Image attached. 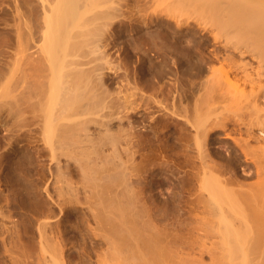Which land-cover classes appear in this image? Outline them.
Instances as JSON below:
<instances>
[{"label": "bare ground", "instance_id": "bare-ground-1", "mask_svg": "<svg viewBox=\"0 0 264 264\" xmlns=\"http://www.w3.org/2000/svg\"><path fill=\"white\" fill-rule=\"evenodd\" d=\"M130 1L144 5L141 15L132 12L134 8L130 9ZM137 3L135 6H139ZM11 5L14 22L10 29H5L9 33V42L0 40V130H5L0 135V169L10 172L12 181L11 184L8 182L10 187L1 197L0 218H9L13 213H24L25 216H12L10 224L2 219V256L12 260L11 264H41L46 260L45 264H69L72 252L62 249L63 237L54 227L59 226L65 211L80 210L85 203L82 213L86 216L81 214L80 222H85V226L90 223L87 220H92L94 227H86L91 233V228L97 229V234L100 230L101 238H95V232L92 233L95 237L88 231L77 233L99 246L106 245L110 252L103 247L113 260L107 261L108 264H171V259H176V264H264V0H13ZM148 5L153 7L147 9ZM115 24L117 29H114ZM152 24L155 27L150 29ZM126 27L128 31L124 32H131V36L122 40L128 43L123 56L138 54L144 59L134 71L136 79L131 77L134 87L148 84L159 96L152 99L159 108L169 110L171 116L188 123L186 159L179 154L188 166L186 172L182 170L185 175L177 179L182 192L166 198L158 209L153 208L152 203L147 205L146 197L137 195V185V193L133 187L137 182H130L135 193L130 192L129 178L126 176L127 181L126 171H122L133 159L132 155L124 162H128L127 166L123 167V164L116 172L119 165L116 164L123 157L120 159L112 152L104 156L101 153L106 151L107 143H116L114 134L108 132L112 124L109 123V127L107 120H102L103 117L110 118L113 110V96H110L113 87L110 88L108 70H118L114 69L107 48L112 42L113 29L117 31L113 34L117 35ZM209 44L212 46L208 47ZM4 45H9V50L3 48ZM167 57L172 58V65L167 62ZM245 57L248 59L244 60ZM122 63L124 66L121 67V63L117 66L124 71L114 72L120 85L119 81L128 83V69L125 62ZM146 72L150 77L145 75ZM165 73L173 76L171 88H164V81H160ZM120 97L116 96L115 100L118 106L126 109L123 111L120 106L121 110L119 107L118 112L114 110L112 114L117 112L119 116L115 119L118 121L134 101L128 100L127 96ZM129 108L136 109L135 106ZM152 113L148 114L154 116ZM94 121L101 127L107 125L108 130L103 127L104 133L92 136L96 129L91 130L90 126ZM122 126L118 128L120 131ZM127 127L125 125L128 131L124 134H134V126ZM182 134L179 129L175 135L176 148ZM215 139L226 142V154L210 148L209 144ZM16 147H22L25 156L22 160L11 161L8 156ZM108 148L110 150V146ZM123 148L122 152L126 153L130 146L127 150ZM110 153L117 157L116 164L111 162L114 159ZM109 154L113 160L109 159ZM59 155L65 157H61L65 160L63 170L58 163ZM107 155L109 160H106ZM44 157L52 160L53 166L44 167ZM176 158L172 159L173 163ZM113 173L116 177L111 178ZM73 174L80 175V185L69 184ZM26 181L28 186L24 185ZM77 192L83 197H80L83 201L80 208L75 204L80 200ZM149 192L146 193L148 198ZM54 208H57L56 218L50 220L53 217L47 215L53 216ZM31 212L36 216L33 217ZM174 212L177 217L179 215L183 230L179 239L172 238L170 228L166 227L167 221L165 227L159 224L160 219ZM44 214L47 217L39 216ZM34 235L38 243L35 250L36 243L33 242L35 251L23 242L24 238L32 240ZM84 241L82 244L88 243ZM105 250L99 253L103 254L99 255L100 262ZM95 253L94 258H98V252Z\"/></svg>", "mask_w": 264, "mask_h": 264}, {"label": "rangeland", "instance_id": "rangeland-1", "mask_svg": "<svg viewBox=\"0 0 264 264\" xmlns=\"http://www.w3.org/2000/svg\"><path fill=\"white\" fill-rule=\"evenodd\" d=\"M159 1V0H158ZM12 2H13V0H0V40H2V43H3V40H7L8 41V38H9V33H7L8 32V30H5V29H10L11 27V23H12V21L14 22V20L12 19L13 18V8H12ZM131 2V1H130ZM130 2H129V4H130ZM136 3L137 2H135V4L133 3V2H131V4H130V9L131 8H134V9H131L132 10V12L133 13H135V15H141V13H143V11H144V5L143 4H141V2H138L137 3V5L139 4V6H141V7H139V6H135L136 5ZM147 4V3H146ZM148 4H150L149 2H148ZM153 5V4H152ZM150 5H148L147 6V9H148V7H149ZM160 6H162V5H159V7ZM125 7H128V6H125ZM128 7V8H129ZM138 7V8H137ZM151 8L153 7V6H150ZM11 8V9H10ZM24 7H22V9H23ZM150 8V9H151ZM149 9V10H150ZM11 10H12V14H11ZM147 11V10H146ZM12 16V17H11ZM12 25H13V23H12ZM117 24H115L114 25V29H117V27H118V25L116 26ZM153 26L151 27L150 26V29H152L153 27H155V24H152ZM137 26V25H136ZM139 27L141 26V25H138ZM10 27V28H9ZM114 29H113V31H112V38H111V40L110 41H112L111 42V45H112V47H111V45H109V47L107 48L108 50H107V52H110V58H111V60H112V63H113V65H115L114 66V69H118L117 71L115 70V71H112V69H109L108 71V73L110 74H108V76H110L111 77V79H110V81H111V85H110V88H112V91H113V89H115L114 90V92L116 91V92H118V94L116 95L114 92V94H115V98H116V96H120L121 95V97H120V99L122 98V95L123 96H127V98H128V96H129V98H128V100L130 99V100H133L134 99V101L131 103V105L130 106H135L136 107V109H132V110H130L131 108H129L128 109V107H130V106H128L127 107V110H126V115L124 116L123 115V111H125V109L126 108H122V106H121V109H124L123 111H121V113H122V116H124V117H121V120L119 119V121L118 120H116L117 118L116 117H118L119 115H116V113L118 112V107H119V110H121L120 109V106H118V101L117 100H115V98H114V95H112L113 93H112V91H111V94H110V96L112 97L113 96V102H112V106H111V108L113 109L112 110V112H111V114L109 115V117L110 118H107V117H103L102 118V120L103 121H106L107 120V122H108V124L107 125H109V127H110V125L113 127V129H114V132H115V130L117 131V134H115L114 132H113V129H111L112 127H107V125L105 126V124L104 125H102L103 127H107V128H103V127H101V124H100V126L97 124V121H94L97 125H95V123H92L91 122V126H90V129L91 130H94V128L96 129L95 131H93V134H92V136H95V135H97V134H102V133H104L105 131L104 130H108V128L110 129V130H108V132L109 133H111L112 132V134H114L113 135V137L115 138L114 139V143L115 144H113V142H111V144L113 145H110V143H107V144H109V145H106V151H105V149H104V152L102 151L101 153H103L102 154V156H104V154H108V152H112V154L113 155H116V156H118V158H120L121 156L123 157V159L125 158V160L123 161V159H121V161L119 160L118 161V159H117V157H115L114 158V156H113V159H111L112 158V156L110 157L109 155H107V158H106V160H109V159H111V160H113V161H111V162H114V161H118L117 162V164H116V162H114V164H116V165H118V167H117V169H116V172H117V170H119V169H122V165L123 164H125L123 167H125V166H127V163H128V166L126 167V168H124V169H126V170H123L122 172H125L124 174H125V178H126V180L129 178V181H128V186L129 185H133L134 183H138V184H135L133 187H135L136 185V187H137V189H136V187L134 188V191H135V189H136V191L137 192H139V193H137L136 191V193H137V195L138 196H140V197H146L145 199H146V204L148 203V201H149V203L147 204V205H149V204H151V205H153L152 207L153 208H159L160 207V204L162 205L164 202H165V200H166V198H168V197H170L171 195H176V194H178V193H181L182 191V188H181V184L179 185V183H180V181H178L177 179H178V177H179V179L180 178H182L184 175H185V172H186V170H187V168H188V166L186 167V163H185V161H183V160H185L186 159V151H185V149L187 148L186 147V143H187V138H186V134H188V123H185V121L184 120H182V118H177V117H175V116H171V114L168 112V111H165V110H167V109H163V108H159V106L156 104V103H154L153 101H152V99L153 98H158L159 96L158 95H156L155 93H154V91L150 88V87H148V84H142V86L141 85H137V87L138 86H140V87H138V88H135L134 86V83H133V81H132V78L131 77H134V71L136 70H138L139 69V65L140 64H142V61L144 60V59H142L140 56H138V54H136L135 56H134V54L133 55H130L129 57H125V56H123V52L124 51H126L125 50V48H126V45L128 44V43H123L122 42V40H124V39H129L130 38V36H131V32H124V31H128V29H127V27H126V29L124 28L123 30H122V32H118L117 33V35H115V34H113V33H116L117 31L115 30L114 31ZM5 32V33H4ZM123 33V34H122ZM127 36V37H126ZM117 37V38H116ZM6 40L4 41V42H6ZM9 42V41H8ZM1 43V42H0ZM130 43V42H129ZM114 45V46H113ZM119 46V47H118ZM212 46V44H209L208 45V47H211ZM8 47V48H7ZM9 45H6V47H5V45L3 46V48H7L8 50H9ZM207 47V48H208ZM120 48V49H119ZM11 49V48H10ZM122 56H121V55ZM116 55H119V56H117L116 57ZM116 58H115V57ZM124 57V58H123ZM139 59H138V58ZM119 59V60H118ZM122 59V60H121ZM244 59V58H243ZM248 59V57H245V59L244 60H247ZM134 60V61H133ZM138 60V61H137ZM153 60H154V64H157V60H156V58L154 59L153 58ZM172 58L171 57H167V62L168 63H170V65H172ZM120 61V62H119ZM131 61V62H130ZM117 62V63H116ZM122 62H125V64H126V66H127V69L129 70H127V72H128V79H127V81H128V83H126L124 80L123 81H119V82H121V85H120V83H118V78H116V77H114V75H115V73L114 72H122V71H124L123 70V68H121L120 69V67L119 66H117V64H119V63H121V64H123ZM135 63V64H134ZM140 63V64H139ZM143 63H146V62H143ZM120 64V65H121ZM122 66H124V64L123 65H121V67ZM135 66V67H134ZM134 67V68H133ZM133 69V70H132ZM111 70V71H110ZM133 71V72H132ZM114 74H113V73ZM147 77H150V74L148 73V72H146V74H145ZM173 76L170 74V73H165V75L160 79V81H164V88L165 87H169V88H171V86H172V83H173V78H172ZM135 79H136V77H134ZM154 78V80H156L155 79V77H153ZM112 79H114L113 81H112ZM113 83H115V86H114V84ZM117 83V84H116ZM124 83H126L127 85L125 86V84ZM133 83V84H132ZM124 86V87H123ZM130 87V88H129ZM133 87V88H132ZM119 88V89H118ZM126 90H125V89ZM117 89V90H116ZM129 89H130V91H129ZM123 91V92H121V91ZM129 92V93H126V92ZM132 91V92H131ZM136 91V92H135ZM142 91V92H141ZM96 92H99L98 90L96 91ZM121 94H120V93ZM131 92V93H130ZM152 94H151V93ZM133 94V95H132ZM152 96V97H151ZM142 97V98H141ZM140 99V100H139ZM139 100V101H138ZM116 102V105L114 104ZM118 103V104H117ZM155 104H156V106H155ZM147 105V106H146ZM115 106V107H114ZM151 107V108H150ZM155 107H157V108H155ZM148 108V109H147ZM109 110H111L110 108H108ZM117 109V110H116ZM142 109V110H141ZM144 109H146V110H144ZM151 109V110H150ZM114 110L115 111H117L116 113H115V115L114 114H112L113 112H114ZM129 110V111H128ZM141 110V111H140ZM164 112H163V111ZM102 111H103V109H102ZM101 111V112H102ZM132 111V112H131ZM149 111V112H148ZM155 111H157V112H155ZM159 111V112H158ZM162 111V112H161ZM128 112V113H127ZM154 113V116H152L151 114H148V113ZM167 112V114L165 115V113ZM100 113V112H99ZM152 113V114H153ZM157 113H158V115H160L159 113H161V115L160 116H158L157 115ZM164 113V114H163ZM118 114H120V111H119V113ZM147 114H148V117H150L151 118V121H150V118H148L147 117ZM112 115H113V117H112ZM121 115V114H120ZM170 115V116H169ZM96 117H97V115H95ZM130 116H131V118H130ZM172 119H167V118H169V117ZM111 117H112V119H111ZM155 117V118H154ZM161 117H162V119H161ZM165 117V118H164ZM167 117V118H166ZM173 117V118H172ZM107 118V119H106ZM116 118V119H115ZM120 118V117H119ZM124 118V119H123ZM146 118V119H145ZM99 119V118H98ZM111 119V121L113 122H111V121H108V120H110ZM144 119V120H143ZM180 120V122L179 123H177L178 121H176V120ZM101 120V119H100ZM100 120H98L99 121V123H100ZM124 120V123H125V125H126V127H127V125H130V124H132V126H134V128L132 129V131H134V134H133V132L132 133H130V134H128V136H127V134H124V133H126L127 131H128V129H129V127H127L128 129L126 130L125 129V125H123L124 123L122 122ZM125 120L127 121H130V122H128V124H127V122H125ZM142 122H141V121ZM161 120V121H160ZM168 120H170V122L168 121ZM183 122H182V121ZM115 121V122H114ZM116 121H118L117 123L119 124H117L116 123ZM132 121V122H131ZM138 121V122H137ZM151 122V123H148V122ZM153 121V122H152ZM166 123H165V122ZM137 122V124H134V123H136ZM155 122V123H154ZM161 124V125H163V126H161L159 123ZM175 124V125H173V123ZM109 123H111V124H109ZM115 123V124H114ZM121 123H123V124H121ZM141 125H140V124ZM163 123V124H162ZM168 123V124H167ZM170 123V124H169ZM184 123V125H182ZM92 124H94L95 125V127H92V126H94V125H92ZM114 124V125H113ZM120 124H121V126H122V130L120 131L119 129H121V126H120ZM156 124V125H155ZM177 124V125H176ZM140 125V126H139ZM143 125V126H142ZM155 125V126H154ZM164 125H165V127H164ZM168 125V126H167ZM170 125V126H169ZM97 126V127H96ZM118 126V127H117ZM136 126L138 127V128H136ZM150 126V127H149ZM172 126V127H171ZM179 126H181V127H179ZM184 126V127H183ZM98 127H99V129L102 131L103 129V131L101 132V131H99V129H98ZM140 127V128H139ZM155 127H157V128H155ZM162 127V128H161ZM168 127H169V129H168ZM171 127V128H170ZM179 127V128H178ZM119 128V129H118ZM145 128V129H144ZM160 128L162 129L161 131L163 132V135L161 134L162 132L160 131ZM174 128V129H173ZM186 130H185V129ZM136 130V132H135V130ZM144 131H143V130ZM153 129H154V131H153ZM156 129L158 130V131H156ZM167 131H165V130ZM182 130V135H181V138H180V141L182 142V144H181V142L180 141H178L177 143H178V146L179 147H177L176 148V146H175V144L174 143H176L175 142V140H176V133H177V131L178 130ZM98 130V131H97ZM140 130V131H139ZM184 130V131H183ZM97 131V132H96ZM120 131V132H119ZM152 131V132H151ZM160 131V132H159ZM168 131H169V133H168ZM5 132V130H0V135L1 134H3ZM100 132V133H99ZM107 132V131H106ZM141 133V134H140ZM148 133H149V136H148ZM153 133H154V135L155 136H152L153 135ZM168 133V134H167ZM121 134H124V135H122L121 136ZM159 134V135H158ZM120 135V136H119ZM126 135V136H125ZM133 135V136H132ZM136 135V136H135ZM161 135V136H160ZM166 135V136H165ZM184 135V136H183ZM125 136V137H124ZM130 136V138L131 137H134V138H128ZM139 136V137H138ZM143 136H145V139H144V137ZM158 136V137H157ZM168 136V137H167ZM118 137V138H117ZM123 138V140H122V138ZM155 137V138H154ZM157 137V138H156ZM167 137V138H166ZM173 137V138H172ZM121 138V139H120ZM149 138V139H148ZM151 138V139H150ZM164 140H163V139ZM125 139H128V140H126V142H125ZM134 139V140H133ZM156 139V140H155ZM161 139V140H160ZM183 139L186 141V142H184L185 144H183ZM138 140V142H139V140H140V144L138 143V142H136ZM152 140H155L154 142L152 141ZM162 140H163V142H162ZM167 140V141H166ZM219 140L221 141V142H219ZM129 141V142H128ZM130 141H131V143H130ZM133 141V142H132ZM143 141V142H142ZM148 141V142H147ZM173 141H174V143H173ZM224 140H222V139H215V140H213V141H211V143L209 144V146H210V148L213 150V151H215V152H219V153H221V154H226L227 153V148H226V144L224 145V143H226V142H223ZM128 142V143H127ZM146 142V143H145ZM151 142H153V143H151ZM161 142V143H160ZM223 142V143H222ZM21 143V142H20ZM19 143V144H20ZM118 143H119V145H118ZM124 143H125V145H124ZM128 145H127V144ZM130 143V144H129ZM136 143H137V145H136ZM158 145H157V144ZM168 143H169V145L171 144L172 145V148H171V145L169 146L168 145ZM132 144H135V145H132ZM141 144H143V145H141ZM145 144V145H144ZM153 144V145H152ZM155 144V145H154ZM165 144H167V145H165V147H164V145ZM180 144V145H179ZM115 145V146H114ZM120 146V145H122V146H120L119 148H118V146ZM131 145H132V147H131ZM138 145H139V147H140V149L142 148V146H145V147H143L141 150H139V147H138ZM160 145V146H159ZM24 146V145H23ZM22 146V147H23ZM110 146V150H109V147ZM117 146V147H116ZM128 146H130V148H132V149H128ZM161 147V149L159 148V147ZM182 146V147H181ZM20 148V147H16L15 148V150L12 152V153H10L9 155L11 156H8V158L11 160V161H16V160H22V158L25 156L24 154L26 153L25 152V150L23 149V148ZM114 148L115 149V151H116V148H117V151L115 152L112 148ZM116 147V148H115ZM121 147H122V149H121ZM123 147H125V149L127 150V151H125L126 153H124V152H122V151H124V148ZM136 147H138V148H136ZM147 147V148H146ZM163 147V148H162ZM184 147V148H183ZM144 148H145V150H144ZM159 148V149H158ZM178 148H180V149H178ZM18 149V150H17ZM139 151H138V150ZM155 149V150H154ZM157 149V150H156ZM166 150V151H163V150ZM174 149V150H173ZM177 149V150H176ZM183 149V151H181ZM108 150V151H107ZM119 150H121V151H119ZM129 150H131L130 152H129ZM134 151V153H133V151ZM152 150V151H151ZM154 150V151H153ZM160 150V151H159ZM162 150V151H161ZM173 150V151H172ZM179 150V151H178ZM136 151V152H135ZM138 151V152H137ZM150 151V152H149ZM171 151V152H170ZM176 151H178V152H176ZM22 152V153H21ZM27 152L29 153L30 151L29 150H27ZM119 152V153H118ZM129 152V154H130V156H128L129 154H127ZM142 152V153H141ZM156 152H159V153H156ZM24 153V154H23ZM100 153V154H101ZM114 153H116V154H114ZM121 153V154H120ZM148 153V154H147ZM153 153V154H152ZM17 156H16V155ZM118 154V155H117ZM127 154V155H126ZM139 154V155H138ZM145 154L147 155V157L145 156ZM175 156H174V155ZM179 154H181L183 157H184V159H183V157L181 156V155H179ZM185 154V155H184ZM120 155V156H119ZM124 155V156H123ZM131 155H132V158L133 159H131V161L129 160L130 158L129 157H131ZM156 155V156H155ZM179 157H178V156ZM14 156H16V157H14ZM21 156V157H20ZM23 156V157H22ZM126 156H128V157H126ZM142 156V157H141ZM144 156V157H143ZM149 156V157H148ZM154 156H155V159H154ZM174 156V157H173ZM176 156H177V158H176ZM20 157V158H19ZM62 155H59V161H58V163H59V165L60 166H62L61 167V169L63 170V163H64V161L65 160H63L65 157L63 156L62 158ZM110 157V158H109ZM146 157V158H145ZM152 157H153V159H152ZM182 157V158H181ZM13 158V159H12ZM43 158V157H42ZM60 158H61V160H60ZM109 158V159H108ZM128 158V159H127ZM144 158H145V160H148V161H145L144 160ZM151 158V159H150ZM162 158L164 159V161H161L162 160ZM166 158H168L169 160L171 159V161H172V159L173 160H175V158H176V163H173V162H175V161H172V162H170L168 159H166ZM180 158V159H179ZM116 159V160H115ZM127 159V160H126ZM141 159H143V161L141 160ZM156 159H157V161H156ZM165 159L167 160V161H169L170 162V164H169V162H165ZM183 159V160H182ZM43 160V161H42ZM41 161H42V163H43V165H44V167H48L50 164H52L53 162H52V160H49L48 159V157H44V159H42ZM129 160V161H128ZM154 160V161H153ZM109 161V162H110ZM126 161H128L127 163H124V162H126ZM133 161H135V162H133ZM142 161V162H141ZM150 161V162H149ZM180 161V162H179ZM152 162V163H151ZM161 162H162V164H161ZM164 162V163H163ZM122 163V164H121ZM155 165H154V164ZM156 163H158L157 165H159V166H157L156 165ZM165 163H166V166L164 167V165H165ZM173 164V166H172V164ZM177 163H178V165H179V163L184 167H182V168H180L181 166L179 165H177ZM183 163H185V164H183ZM54 164V163H53ZM53 164H52V166H53ZM131 166H133V167H131ZM136 164V165H135ZM142 165L143 166V164H144V166L142 167H140V165ZM148 164V165H147ZM151 164V165H150ZM176 164V165H175ZM138 165V166H137ZM152 165H154V166H152ZM167 165H168V167H167ZM130 166V167H129ZM151 166H152V168H151ZM162 166V167H161ZM174 166H177V167H179L180 169L178 170V168L176 167H174ZM114 167V166H113ZM135 167V168H134ZM150 167V168H149ZM154 167H156V168H158V169H156L157 171H159V172H157V171H153V170H155L154 169ZM171 167V168H170ZM128 168V169H127ZM129 168H130V170H129ZM134 170H133V169ZM146 168V169H145ZM165 168V169H164ZM166 168H169V169H166ZM53 169V168H52ZM136 169V170H135ZM138 169V170H137ZM140 169H141V171L142 172H145L144 174L140 171ZM143 169V170H142ZM144 169H145V171H144ZM148 169V170H147ZM1 170V169H0ZM131 170L133 171V173L131 172ZM150 170H152V171H150ZM171 170L173 171V172H171ZM178 170V172H180V174L178 173V172H176ZM185 171V172H183V171ZM31 171L32 170H29L28 171V173H31ZM128 171H130V172H128ZM136 171H138L136 174H139V172L141 173V174H139V175H136L135 174V172ZM148 171V172H147ZM2 172V173H1ZM119 172V171H118ZM171 172V173H170ZM129 173V174H128ZM132 173V174H131ZM146 173H148V174H146ZM150 173V174H149ZM153 173H155V174H153ZM157 173V174H156ZM175 173H176V175H178V176H176L175 175ZM184 173V174H183ZM0 174H1V182H0V184H2V186H0V191H3L4 190V192H0V198L1 197H3V194H5L6 192H7V189L10 187V184H11V181L12 180H10L11 179V173L10 172H6V170L5 171H3V170H1L0 171ZM7 174V175H6ZM10 174V175H9ZM116 173H113L112 175H110L111 176V178H112V176H115L116 177V175H115ZM126 174H128V175H126ZM134 175V176H131V175ZM73 176L75 177V180L76 181H74L73 179ZM78 176H80L79 174H73L72 175V177H70V183L69 184H71L72 186L73 185H77L78 183V185H80V179H79V177ZM109 176V177H110ZM126 176H128V178L126 177ZM139 176V177H138ZM141 176H142V178H141ZM4 177V178H3ZM6 177V178H5ZM8 177V178H7ZM115 177H113V178H115ZM146 177V178H145ZM72 178V179H71ZM78 178V179H77ZM136 179V180H134V179ZM143 178H145L144 180H143ZM6 179V180H5ZM9 179V180H8ZM137 179H138V181H137ZM142 179V180H141ZM4 180V181H3ZM10 181V182H9ZM76 182V184H73L74 182ZM148 181V182H147ZM5 182V183H4ZM7 182V183H6ZM10 184H9V183ZM133 182V184H131V183ZM150 182V183H149ZM141 183V184H140ZM146 183V184H145ZM178 183V184H177ZM6 185V187H5V185ZM64 184V183H63ZM149 184V185H148ZM151 184V185H150ZM24 185H26V186H28V183H27V181L26 182H24ZM146 185V186H145ZM185 185V184H184ZM9 186V187H8ZM139 186V187H138ZM144 187V189H143V187ZM149 186V187H148ZM150 186H151V188H150ZM1 187H2V189H1ZM130 187V186H129ZM141 187H142V189H141ZM153 187V188H152ZM185 187V186H184ZM5 188V189H4ZM131 188V191L130 192H134L133 191V188L132 187H130ZM147 188V189H146ZM141 189V190H140ZM150 189V190H149ZM147 190V192H145ZM148 191H150L149 192V198H148V194H146V193H148ZM134 192V193H135ZM80 192H77L76 194L78 195V197L80 198V197H82V196H80L81 194H79ZM82 193V192H81ZM141 194V195H140ZM143 194H146V195H143ZM154 194H155V196H154ZM169 194V195H168ZM83 195V194H82ZM79 198H78V200H79ZM83 198V197H82ZM82 198H80V200L82 199ZM148 199V200H147ZM3 198H1V200H0V204L1 203H3ZM78 201V202H80V204L78 205V202L77 203H75V204H77L76 205V208H80L81 206H82V203H83V201L81 200V201ZM84 200V199H83ZM151 200H154V201H151ZM155 201H156V203H155ZM84 205L83 206H86V204L85 203H83ZM139 204V203H138ZM151 205H149V206H151ZM155 205V206H154ZM82 206V207H83ZM159 206V207H158ZM81 207V208H82ZM75 208V209H76ZM81 208H80V210H81ZM55 210H54V214H53V216H52V214H51V216H50V214L49 215H47V216H49V217H53V218H51L50 220H53V219H55L56 218V216H54L55 215V213H57L56 211H57V208H54ZM19 210H22V209H19ZM79 209H76V210H67V213H66V211H65V214L67 215V216H65V214H64V216L62 217L63 219H61L59 222H58V225L59 226H56V227H54V230L56 231L57 229L58 230H60L58 233L59 234H61V237H63L62 238V241H63V245H64V247H63V245H62V249H66L65 251L67 252V251H70V252H72L71 253V258H69V264H71L73 261H75V263L73 262L72 264H100L101 262H102V264H108V263H106L107 261H109L110 259H111V257L109 258L108 257V255H107V253H108V251L110 252V250L106 247V245L104 246V244H103V246L105 247V248H107V250L108 251H106L105 249H104V247L103 246H99L98 244H95V243H92V240H89L88 238L87 239H83L82 237H81V235L79 234V233H77V231L78 232H82V233H84V231H88V233L90 232L89 230L90 229H87L88 227H86V226H89V228L91 227V226H93V221L91 220H87V221H89L90 223H92V225H90V223H88L87 225H85L84 226V224H86L85 222H80V217L84 214V213H82V211L84 210L83 208H82V210L80 211ZM78 214H77V213ZM81 212V213H80ZM14 215H12L13 216V218H16V217H18V215L20 214V216L22 217V216H25V214L24 213H13ZM31 214L33 215V217H34V215L36 216V213H32L31 212ZM82 214V215H81ZM69 215H70V217H69ZM81 215V216H80ZM85 216H86V214H84ZM171 215V217H169ZM174 215V216H173ZM12 216L11 217H6V218H2L3 219V221H6V222H8V224H10V220L11 219H13L12 218ZM28 216V215H27ZM39 216H44V217H47V216H45V214L44 215H39ZM77 218H76V217ZM168 216V217H167ZM167 216H165V217H163V219H160L159 220V224H160V227H165V225H166V221H167V226L166 227H168V228H170V230H171V233L170 234H173L172 235V238L173 239H176V238H180V237H182V234H183V230H181L180 229V227H181V224H180V220H179V215H178V217H177V213H173V214H169V215H167ZM184 216V213L183 214H181V216H180V218L181 217H183ZM32 217V218H33ZM55 217V218H54ZM78 218H79V220H78ZM2 219L0 218V223H2ZM5 219V220H4ZM75 219L77 220L76 222H75ZM166 219H168V220H166ZM33 220V219H32ZM63 220V221H62ZM162 220V221H161ZM161 221V222H160ZM164 221H165V223H164ZM5 222V223H6ZM61 222V223H60ZM74 222H75V224H74ZM71 223H73V224H71ZM77 223V224H76ZM80 223V224H79ZM83 224V225H82ZM79 225H80V227H79ZM75 226V227H74ZM78 226V227H77ZM76 227H77V229H76ZM94 227V226H93ZM57 228V229H56ZM75 228V229H74ZM80 229V231H79V229ZM82 228V229H81ZM85 229V230H84ZM92 230V233L93 232H95L96 234V237H95V235H93L91 232H90V234L92 235V236H94L95 238H97V236H99L100 237V234H99V232H100V230H99V232H98V234H97V229H94V228H91ZM57 230V231H58ZM64 231V233H63V231ZM82 230V231H81ZM94 230V231H93ZM96 230V231H95ZM54 231V232H55ZM56 231V232H57ZM50 231H48L47 233H49ZM55 232V233H56ZM61 232V233H60ZM52 233V232H51ZM49 235V234H48ZM51 235H53V233L51 234ZM51 235H49V236H51ZM98 237V238H99ZM101 238V237H100ZM65 239V240H64ZM27 239H25L24 238V240H23V242L25 243V244H27V247L28 248H32V250H34L35 248H37V237H36V235H34V237L32 238V240H27ZM81 240V241H80ZM84 240H87V242L88 243H84V244H82L83 243V241ZM26 241V242H25ZM28 241H30V242H28ZM33 242H35L36 244V246L34 245V243ZM68 242V243H67ZM84 242H86V241H84ZM91 242V243H90ZM31 244V245H28V244ZM65 243V244H64ZM67 243V244H66ZM70 243H71V245H70ZM35 247H34V246ZM90 245H91V247H90ZM95 245H96V247H100L99 249H97L96 247H95ZM98 245V246H97ZM29 246H31V247H29ZM85 246V247H84ZM88 246H89V248H88ZM33 247H34V249H33ZM71 247V248H70ZM96 249H95V248ZM102 247H103V249L105 250V255L104 256H107V258H109V259H107L106 257H104L103 256V259L101 258L100 260H101V262L99 261V255H103V254H99V253H104V250H102ZM70 248V249H69ZM72 249V250H71ZM83 249V250H82ZM36 250V249H35ZM34 250V251H35ZM88 252H87V251ZM95 250V251H94ZM97 250H99V251H97ZM64 251V252H65ZM83 251H85L84 253H83ZM92 253H91V252ZM65 252V253H66ZM95 252H98V258H94L95 256H93V255H97V253H95ZM86 253H88V254H86ZM94 253V254H93ZM175 253H176V251H175ZM73 254V255H72ZM80 254H82V255H80ZM0 262L2 263V264H7L8 263V261H10V263H8V264H11L13 261L12 260H7L8 258H7V256L6 255H3L2 256V254H1V252H0ZM46 255H48V254H46L45 253V256ZM6 256V257H5ZM86 256H88V258L86 257ZM92 258H90V257ZM110 256V255H109ZM112 256V255H111ZM83 257V258H82ZM86 257V258H85ZM97 257V256H96ZM101 257V256H100ZM113 257V256H112ZM91 260H90V259ZM106 258V260H105V262H103L102 260H104ZM114 258H116V257H114ZM113 258V259H114ZM5 259V260H4ZM96 259H98V261L99 262H96ZM117 259V258H116ZM90 260V261H89ZM115 260V259H114ZM47 261V260H46ZM45 261V262H46ZM84 261V262H83ZM110 261H113L112 259L110 260ZM109 261V262H110ZM116 262L118 261V260H115ZM44 261H42L41 262V264H45V262L43 263ZM114 264H119L118 262L117 263H115V262H113ZM170 263L171 264H176L177 262H176V259H171L170 260ZM14 264V263H13ZM16 264V263H15ZM38 264H40V262H38ZM46 264H48V262L46 263Z\"/></svg>", "mask_w": 264, "mask_h": 264}]
</instances>
